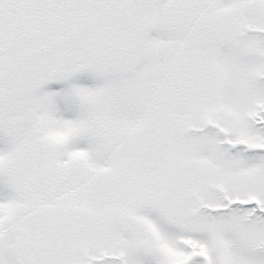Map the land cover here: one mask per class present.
Instances as JSON below:
<instances>
[{"label":"snow or ice","instance_id":"1","mask_svg":"<svg viewBox=\"0 0 264 264\" xmlns=\"http://www.w3.org/2000/svg\"><path fill=\"white\" fill-rule=\"evenodd\" d=\"M0 264H264V0H0Z\"/></svg>","mask_w":264,"mask_h":264}]
</instances>
